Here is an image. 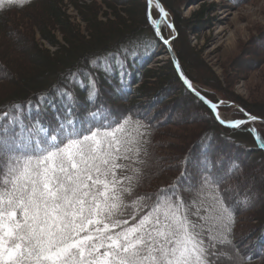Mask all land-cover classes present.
<instances>
[{
    "label": "trees",
    "instance_id": "16d2710c",
    "mask_svg": "<svg viewBox=\"0 0 264 264\" xmlns=\"http://www.w3.org/2000/svg\"><path fill=\"white\" fill-rule=\"evenodd\" d=\"M65 1L27 0L23 6L0 10V67L8 69L10 76L17 79L8 88L0 82V123L7 127L9 122L17 120L23 126L43 127L46 133L58 135L61 124L69 127L65 123L67 119L74 122L76 131L87 132L90 127H99L105 118L114 122L132 115L148 125L150 132L146 146L148 155L144 157L147 166L143 169L139 193H155L177 183L182 173H187L184 187L195 185L202 175L219 177V188L225 194L226 202L234 209L235 217L230 237L232 247L225 250L232 255L238 254L240 264H264V215L255 214L259 194L257 188H249L252 182L249 172H246L247 165L252 166L248 163L249 154H212L214 143L221 136L226 141L248 145L246 147L253 149L250 155L263 158L264 147L255 139L257 134L264 138L263 130L251 123L238 128L222 124L214 112L184 85L172 61L165 69L151 70L148 65L158 56V47L163 43L148 17L147 0L139 5L137 1L120 3L121 10L114 12L115 20L107 22L100 20L99 13L90 5L78 6L69 0L81 12L86 32L71 21L64 10ZM159 1L177 31L174 43L182 68L191 82H197L194 71L203 72L204 65L199 62L198 54L192 55L194 50L188 43L181 40L186 39L182 27H198L204 22V11H195L186 19L180 13L184 1ZM232 1L240 3L243 0ZM210 9L213 11L212 6ZM30 10H37L33 25L39 29L43 39L56 47L54 52L42 49L29 34L16 32L7 26L10 20L18 25L19 18L14 12L24 15ZM159 16V11L152 10V18L159 19ZM161 31L167 36L166 26ZM259 42L264 44V40ZM21 45L26 49L21 50ZM163 76L166 80L159 81ZM205 81L209 82L207 79ZM174 84L181 87L182 95L187 97L192 107L196 108L195 104L202 106L205 115L172 133L174 131L171 132L167 126L175 124L179 127L186 116L181 112L170 117L156 108L157 105L172 107L164 103V99L173 93ZM198 90L218 104L224 102L220 105L221 109L231 108L234 103L240 104L242 110L233 120L245 118L244 110L264 118V112L235 98L214 99L205 90ZM194 111L200 112L197 109ZM5 113H8L6 118ZM253 127L256 133L249 131ZM169 136L180 141L179 152L173 150L165 154L162 151V143ZM172 160L176 163H169ZM244 186L248 188L240 189ZM182 195L187 198L190 193L182 191ZM243 212L247 214L245 219L255 221L252 230L241 226ZM244 229L246 232H243ZM219 264L230 262L221 260Z\"/></svg>",
    "mask_w": 264,
    "mask_h": 264
},
{
    "label": "snow or ice",
    "instance_id": "6c2138e0",
    "mask_svg": "<svg viewBox=\"0 0 264 264\" xmlns=\"http://www.w3.org/2000/svg\"><path fill=\"white\" fill-rule=\"evenodd\" d=\"M26 2L0 0V10ZM147 3L156 35L169 45L161 33L174 27L168 13L158 0ZM153 4L159 19L152 18ZM257 119L248 114L221 123L238 128ZM65 123L58 135L17 120L0 123V264H240L238 254L225 250L235 217L219 177L202 175L184 187L182 173L177 183L139 193L148 125L132 115L105 118L87 132L76 131L71 119ZM255 139L264 147V138Z\"/></svg>",
    "mask_w": 264,
    "mask_h": 264
},
{
    "label": "rangeland",
    "instance_id": "374dc122",
    "mask_svg": "<svg viewBox=\"0 0 264 264\" xmlns=\"http://www.w3.org/2000/svg\"><path fill=\"white\" fill-rule=\"evenodd\" d=\"M71 1L74 4H78V6L84 5L83 7H85L90 5L95 9V11L99 13L100 20L102 19L106 22L107 20H115L114 12L117 13V10H121L120 3L126 1H137L139 2L138 5L142 2L144 3V0ZM182 1H184V3L180 8V13L183 18H189L195 11H204V22H202V24H199L198 27L190 28V26L188 27V25L182 27V34L185 35L186 39L181 38V40L188 43L187 45H189V47L194 50L193 52H191L192 55L198 54L201 60L199 62L204 65L203 72L201 70L194 71L197 77V82H192L193 86H195L197 90L198 88H201L210 93V95H212L214 99H225V97H232L240 101V103L247 104L252 108H255L257 111L264 112V44L259 42L261 40H264V0H243L240 3H234L232 0ZM211 6L213 7V11H209ZM64 10L70 17L71 21L79 25L82 30L86 32V23L82 19L81 12L73 7V5L70 4L69 0L65 1ZM152 10L154 12L159 11L155 4H153ZM32 11L34 10H30V12H26L24 15H21V12H14V14L17 15L19 19L22 18V20L19 21L18 19V25L10 20L7 26L11 27L16 32L25 34L27 36L29 34V36L33 37V40L36 41L35 43L38 44L42 49H47L51 52H54L56 50V47H54L47 40L43 39L41 37L39 29L33 25L36 22V13L38 12L37 10L36 12ZM167 20L169 24V14ZM57 35L60 36L59 33H57ZM164 38H172L171 45L177 55L174 43V40L177 38V31L175 27H167V36H164ZM59 40L61 41L60 37ZM20 47H23L21 48V50L26 49V47H24L23 45H21ZM158 48V56L151 62L150 65H148L151 70L165 69L166 65H168L170 61H172L169 56L168 49L164 45H161ZM21 60L22 59H18L17 61ZM10 75L11 73L8 69H0V82H2V85L7 88L11 87L9 86V84H13L14 82L16 83L17 80ZM164 78L166 80V77L163 76V78L159 79V81H163ZM205 79L209 80V82L207 83ZM2 80L5 82H3ZM137 86L138 85H134V87ZM168 95L169 96L164 99V103H169L170 105H172V107L169 105H165L162 107L161 105H157L156 110L159 109L160 112L164 114L166 112V114H169L170 117L173 116V114H181V112L183 113L182 115L186 116L185 122L179 124V127L175 124L172 126H167L168 128H170L169 130L171 132L172 130L174 131L178 128H181V126L183 128L187 127L199 118H204L205 110L201 108L202 106L200 107L199 105L195 104L194 106L197 107H192L187 97L182 95L181 87L179 85L174 84L173 93ZM223 104L224 102H221V105ZM195 109L200 112L196 113L194 111ZM240 109L242 110L240 104L238 105L234 103L233 107L231 108L221 109L219 106L217 108V112L219 113V117L221 119L225 121H232ZM150 112L149 114H151ZM155 112L156 111H152V113ZM244 113L246 118V113L248 112L244 110ZM245 118H243V120ZM250 123L255 128L258 127L263 130L264 134V123L261 124L258 121H250L247 124ZM172 133H175V131ZM245 137L248 138L247 136ZM166 138L167 139L164 140L165 142L163 141L162 143V146L164 147L162 151L165 154H170V151L173 150L179 152L181 148L180 141L172 136ZM247 141L245 142L247 143ZM214 145V150L212 152L213 155L219 152H226V154H231V156L234 153L236 154L237 152H241L242 154L243 152L245 154H249L247 155V157H249L248 163L252 165L251 167L247 165L246 171L249 172V176L252 179V182L249 185L251 187L249 188H257L259 201L257 200V210L255 211V214H260L261 216H263L264 157L262 158L254 154L250 155L253 149L246 147L248 145H238L222 139L221 136L217 138ZM169 163L175 164L176 162L172 160L169 161ZM246 188H248V186H244L240 189L246 190ZM245 215H247L246 212H243L241 215L243 218L241 226H243V228H249L250 230H252V226H255L256 223H254L255 221L253 219H245L247 218V216ZM246 229H244L243 232H246Z\"/></svg>",
    "mask_w": 264,
    "mask_h": 264
},
{
    "label": "water",
    "instance_id": "95a60500",
    "mask_svg": "<svg viewBox=\"0 0 264 264\" xmlns=\"http://www.w3.org/2000/svg\"><path fill=\"white\" fill-rule=\"evenodd\" d=\"M158 2H159V4L164 8V6L162 5V3L158 0ZM164 10H165V8H164ZM166 11V10H165ZM167 12V11H166ZM173 28V27H172ZM164 37V36H163ZM161 39V38H160ZM166 39V38H165ZM172 39V38H171ZM171 39H169V41H170V44L169 45H165L164 43H163V41H162V39H161V41H162V43L166 46V48L168 49V52H169V56H170V58L172 59V61H173V63H174V66H175V69H176V72L178 73V75H179V77L181 78V80H182V82L184 83V78H182V76H181V73H183V77H186L188 80H189V78L186 76V74H185V72H184V70H183V68H182V65H181V63H180V61H179V59H178V57H177V55H176V53H175V51L173 50V48H172V45H171ZM185 84V83H184ZM193 84V83H192ZM185 86L187 87V85L185 84ZM194 88H195V86H193ZM188 88V87H187ZM196 89V88H195ZM190 90V89H189ZM197 90V89H196ZM200 93V92H199ZM195 94V93H194ZM200 97H203L204 99L202 100ZM199 99L201 100V101H203L210 109H211V106H210V104L208 103V101H211L209 98H207L206 96H204L202 93H200V96H199ZM214 103V102H213ZM212 110V109H211ZM217 110V109H216ZM216 110H212V111H214L215 113H216ZM247 114V117H248V113H246ZM247 117L244 119V120H247ZM256 117H258V116H256ZM219 120H220V122H221V120H223V119H221L220 117H219ZM256 121H258V122H261V123H264V118H260V117H258V119L256 120ZM250 122V121H249ZM223 124H225V125H227V126H229V127H233L231 124H229V123H223Z\"/></svg>",
    "mask_w": 264,
    "mask_h": 264
}]
</instances>
